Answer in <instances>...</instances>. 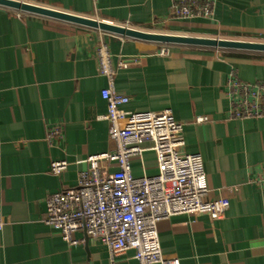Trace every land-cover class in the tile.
<instances>
[{
	"label": "crops",
	"instance_id": "obj_1",
	"mask_svg": "<svg viewBox=\"0 0 264 264\" xmlns=\"http://www.w3.org/2000/svg\"><path fill=\"white\" fill-rule=\"evenodd\" d=\"M174 1L25 0L142 32L264 43V0H210L213 18L191 21L172 17ZM18 14L0 7V264H110L99 241L75 233L82 242L70 246L42 223L45 199L75 189L86 160L115 149L100 97L107 86L96 58L101 42L114 68L126 65L114 82L129 99L123 110H170L183 124L184 152L203 160L206 200L229 203L211 214L161 221L163 256L180 264H264V118H230L226 95L231 71L243 82L264 81V53L150 43ZM162 48L168 55L158 54ZM196 117L207 121L197 124ZM52 127L62 134L49 145ZM54 161L68 163L59 176L50 174ZM130 164L136 176L157 174L152 152ZM114 264L138 262L129 250Z\"/></svg>",
	"mask_w": 264,
	"mask_h": 264
},
{
	"label": "built area",
	"instance_id": "obj_2",
	"mask_svg": "<svg viewBox=\"0 0 264 264\" xmlns=\"http://www.w3.org/2000/svg\"><path fill=\"white\" fill-rule=\"evenodd\" d=\"M19 13L18 15L20 16ZM171 15L177 20H211L214 15L210 0H175ZM162 48L160 56L168 55ZM98 71L107 80L100 92L106 104L104 119L109 123V137L115 144L112 152L86 160L88 170L78 176L75 189L63 190L45 199L43 225L58 232L70 246L82 241L73 238L83 233L99 241L108 252L110 264L127 251H134L138 264H180L177 258H165L158 237V224L180 215L211 214L226 209V200H206L209 189L204 163L199 154L184 152L183 124L173 119L170 110L159 113H132L123 110L129 99L115 88L117 69L112 54L101 42L96 50ZM229 116L246 120L264 118V81L247 83L231 71L226 82ZM207 121L196 117L197 124ZM58 127L47 130L49 145L60 139ZM152 152L157 174L136 176L130 160L143 159ZM105 164V165H104ZM115 171H111V167ZM68 163L54 161L50 174L59 176ZM4 220L0 209V234Z\"/></svg>",
	"mask_w": 264,
	"mask_h": 264
},
{
	"label": "water",
	"instance_id": "obj_3",
	"mask_svg": "<svg viewBox=\"0 0 264 264\" xmlns=\"http://www.w3.org/2000/svg\"><path fill=\"white\" fill-rule=\"evenodd\" d=\"M0 7L22 14L35 15L50 20L69 23L88 29H94L118 37L150 43L264 53V43L142 32L124 26L104 23L94 19L34 5L25 1L0 0Z\"/></svg>",
	"mask_w": 264,
	"mask_h": 264
},
{
	"label": "rangeland",
	"instance_id": "obj_4",
	"mask_svg": "<svg viewBox=\"0 0 264 264\" xmlns=\"http://www.w3.org/2000/svg\"><path fill=\"white\" fill-rule=\"evenodd\" d=\"M19 1H25V0H19ZM146 32H150V33H156V34H168L167 32L165 31H146ZM177 34H180V35H185V33H177ZM185 36H193V37H201L200 35H191L189 33H187ZM201 38H212V39H227V37H211V36H206V37H201ZM227 40H239V41H247V42H255V43H263L261 41H256L255 39H240V38H230V39H227Z\"/></svg>",
	"mask_w": 264,
	"mask_h": 264
}]
</instances>
